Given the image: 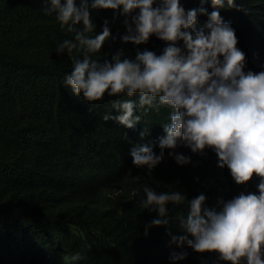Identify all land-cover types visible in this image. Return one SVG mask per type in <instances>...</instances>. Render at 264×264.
Instances as JSON below:
<instances>
[{"label": "trees", "instance_id": "trees-1", "mask_svg": "<svg viewBox=\"0 0 264 264\" xmlns=\"http://www.w3.org/2000/svg\"><path fill=\"white\" fill-rule=\"evenodd\" d=\"M46 6V0H0V264H226L217 253L172 244L171 235L184 234L177 222L150 227L145 235L157 213L141 202L149 186L158 193L180 191L186 201L203 194L202 207L216 209L234 197L231 183L222 180L230 170L218 167L214 155L195 159L180 147L164 150L151 177L147 167H135L130 150L136 144L160 153L158 138L165 135L170 109L149 111L135 129L103 121L106 113L115 115L113 101L129 98L105 93L89 104L66 89L72 62L56 48L75 33L62 29L55 13L45 14ZM119 11L92 12L96 27L90 35L101 33L105 20L110 28L93 58L110 59L117 50L130 59L144 50L162 54L166 43L155 35L147 44L123 42ZM260 58L264 66V51ZM143 127L149 135L141 140ZM170 151L191 162L178 165ZM167 208L177 221L188 211L187 203ZM77 252L84 259L72 260ZM173 253L186 256L173 261Z\"/></svg>", "mask_w": 264, "mask_h": 264}, {"label": "clouds", "instance_id": "clouds-1", "mask_svg": "<svg viewBox=\"0 0 264 264\" xmlns=\"http://www.w3.org/2000/svg\"><path fill=\"white\" fill-rule=\"evenodd\" d=\"M41 10L56 14L62 29L75 33L56 48L67 55L72 70L64 78L66 89L93 104L109 97L115 111L102 116L127 129H135L151 110L170 109L165 135L158 138L157 155L147 144L130 150L137 168L147 167V177L165 158V149L184 151L201 159L218 157V167L231 174L234 197L219 207H202L201 194L191 201L180 191L160 192L144 186L142 206L157 213L145 225L167 226L177 222L183 235H171V243L187 245L197 253H217L226 264H264V0H46ZM124 17L125 43L147 44L155 35L164 41L163 52H137L124 58L117 50L110 59L93 58L110 37L109 21L94 34L92 12L120 10ZM117 17L114 16L115 20ZM80 25L81 27L77 28ZM76 53H79L78 56ZM107 55V54H105ZM138 97V99H133ZM139 113V114H137ZM149 129L139 133L143 140ZM178 165L189 157L168 153ZM256 177L254 180L253 177ZM252 180V181H251ZM251 181V188L246 184ZM247 187V188H246ZM254 190L252 192V190ZM187 203L186 215L169 216L167 205ZM191 237V238H190ZM186 253L172 254L183 260ZM79 252L72 260H82Z\"/></svg>", "mask_w": 264, "mask_h": 264}]
</instances>
